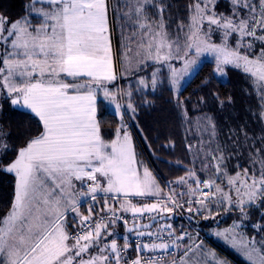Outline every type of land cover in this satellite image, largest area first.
Segmentation results:
<instances>
[{"label": "snow or ice", "instance_id": "obj_1", "mask_svg": "<svg viewBox=\"0 0 264 264\" xmlns=\"http://www.w3.org/2000/svg\"><path fill=\"white\" fill-rule=\"evenodd\" d=\"M216 2L193 0L187 22H181L172 38L162 0H128L129 11L123 16L134 27L132 35L122 36L119 61L110 38L109 0H30L26 17L9 21L0 16V91L42 125L39 134L0 168L15 176L10 210L0 217V264H226L190 233L177 234L168 222L185 204L186 211L204 220H215L221 210L239 211L240 223L234 221L211 235L246 264H264V225H252L262 234L259 239L241 231L249 209L264 201V148L250 151V163L259 161L258 171L237 165L230 175L224 149L217 145L205 154L211 161L201 162L207 179L188 169L161 187L138 158L123 119L110 141L102 138L97 119L100 94L114 105L116 115L130 112L135 117L133 92L149 84L155 91L162 69L182 107V81L198 74L202 57H212L218 76L226 75V67L245 73L258 90L264 121V0H229L228 13L217 12ZM149 5L158 18L150 17ZM217 33L219 42L213 40ZM147 67H153L151 79L140 77L138 88H109L121 76H134ZM204 121L214 138L212 117L205 115ZM260 141L264 145V136ZM177 186L187 191L178 193ZM83 204H88L87 214ZM69 219L75 232L68 228ZM119 221L126 233L122 246L111 230ZM128 233L138 238L135 258H126Z\"/></svg>", "mask_w": 264, "mask_h": 264}, {"label": "trees", "instance_id": "obj_2", "mask_svg": "<svg viewBox=\"0 0 264 264\" xmlns=\"http://www.w3.org/2000/svg\"><path fill=\"white\" fill-rule=\"evenodd\" d=\"M29 2L30 0H0V15L9 20L25 17L27 16L26 6L29 5ZM112 2L113 0L110 1V4ZM162 2L166 6L163 19L169 30L179 26L182 21L187 22L189 5L193 3V0H162ZM115 41L118 43L117 38H115ZM214 68L215 62L213 61H206L199 67L198 74H195L180 91L179 99L182 105L196 107L197 104L201 103V98H203L202 102L211 105L242 99L243 89L247 85L249 86V82L241 78V73L234 68L227 67L229 78L223 80L216 76ZM152 71L153 67L143 68L140 72L131 76V79L119 81L114 85V88H138L137 81L139 78L143 76L146 80H150ZM162 71L166 76L167 70L162 69ZM164 76L160 78L161 82L155 91H152L151 88H141L138 92H133L131 99L137 109L136 115L132 117L129 112L130 116L126 118L135 135V149L138 158L148 161L162 187L166 183L184 176L192 166V157L188 147L191 142L189 131L184 117L181 115V107L177 106L176 96L169 88ZM206 80L207 83H204ZM0 109V130L3 132L0 139V158H2L3 164H0V168H3L15 158L17 149L24 146L31 137L39 134L42 125L39 124V120L34 114L13 107L8 99L0 105ZM97 117L102 138L107 141L112 140L116 128L120 125L118 116L110 111L103 100H99L97 103ZM169 141H171V145H169ZM5 144L7 149L4 148ZM165 145L169 146L166 147ZM177 161L181 163L178 164ZM14 188V174L0 170V217L5 216L10 210L14 199ZM178 188L177 192L179 193ZM184 199L187 200V196ZM102 204L103 199L97 205L96 212H99ZM260 205V207L252 206L249 209V219L243 221L242 226L243 231L250 236L256 235L257 238H260L262 234L257 233L252 225H264V215H262L264 214V201H260ZM186 207L187 204L182 210L187 214L191 224L202 233L207 234L213 227L214 221L204 220L200 215L189 213L185 210ZM87 209L88 204H83L81 210L84 214H87ZM234 212L235 214L224 216L217 222V225L220 227L229 226L234 221H239L241 214L235 210ZM175 213L177 212L175 211L173 214ZM70 221L69 230L73 232L75 227H73L71 219ZM168 222L173 225L175 231L187 228L186 221L179 215ZM111 230L117 234V239L119 235L125 233L124 225L118 222L115 228ZM108 239L110 240V237ZM202 241L210 244L219 254L226 255L227 260L232 264H246L211 237H205ZM120 242L123 243L124 241L120 240ZM128 254L129 256L137 254L134 246L128 249Z\"/></svg>", "mask_w": 264, "mask_h": 264}, {"label": "rangeland", "instance_id": "obj_3", "mask_svg": "<svg viewBox=\"0 0 264 264\" xmlns=\"http://www.w3.org/2000/svg\"><path fill=\"white\" fill-rule=\"evenodd\" d=\"M253 2H258V0H253ZM127 3H128V0H113L112 4H109L110 5L109 21H110V14H111L112 16H114L116 28L118 31L117 38H118L119 56L121 53L122 36L128 37L132 35V28L134 27V23H129L127 21V18L123 16L124 13L129 11L128 7L125 6ZM230 8H231V5L229 3V0H217L216 2L217 12L228 13L230 12ZM149 15L150 17L158 18L157 10L154 8H151L150 5H149ZM122 18L123 20H121ZM9 21H15V20H9ZM111 25L113 26L112 23ZM122 25L124 26L121 27ZM205 27L207 26L205 25ZM168 31L171 37L175 38L178 32V26H175L173 30L168 29ZM134 39H138V36L134 37ZM213 40L215 42H219L220 36L218 33L213 35ZM232 42L233 44L235 43V37L232 38ZM131 46L135 48V43H133ZM206 61L214 62L212 57H202L199 63V67ZM236 70L241 73V78L249 82V86L247 85L243 89V92L241 94V97H242L241 100L229 101L227 103L220 102L218 103V105L217 104L211 105V104H206V102H201L197 104L196 107L182 105V107L180 108L181 112H184L187 114L186 118L184 116L183 117L186 122L187 129L189 131V136L191 138L190 145L192 146V148L190 150V153L192 157V166L190 167V169H194L197 175L201 179L208 178V172L201 170L202 169L201 162L211 161L212 159L211 156L205 155V154L215 150L217 148V145H220L224 149V154L226 156V163L228 166V172L230 175L235 174L237 170V167H236L237 165L250 168V170H253V171H258L260 167L259 161H257V163L253 166L249 160L250 151L256 152L258 149L264 148V145H262L260 141V138L264 136V121L260 119V115H259L260 99L258 95V90L254 88L251 82L249 81V79L246 78L245 73H243L242 71L238 69ZM119 71L120 70H117V72ZM225 71H226V75L224 76L216 75V76L223 80H228L229 75L227 73V67ZM192 77L186 78L184 81H182L183 87L191 80ZM129 79H131V76H128V77L121 76L117 81H114V82H116L117 84L121 80H129ZM148 88H151L150 84ZM6 99L10 100V98L7 97L6 93L0 91V105ZM100 99H103L105 102H107L110 105V107L112 106L111 107L112 111L115 113L114 105L110 104L108 100H105L102 94H101ZM13 107L21 109V110L29 111L26 109H22L18 106H13ZM124 108L126 109L125 106ZM205 115L212 117V120L216 125V135L214 138L212 136L211 127L207 125L206 121H204ZM117 116L120 122L124 118V116H119V115ZM127 116L129 117L128 114L125 115L126 118ZM123 121L126 127L128 128L129 133L132 136L133 146L135 149L136 139H135L133 130L131 128V125L128 124V121H126L125 118ZM245 133L247 134L248 139H245ZM2 135H3V132L0 130V139ZM257 155H259L258 152H257ZM140 160L144 161L149 167V169L154 173V171L150 167L147 160L145 159H140ZM217 183H220V180H217ZM77 184H79V182H77ZM177 187H179L178 191L180 192L187 191V189L182 186H177ZM225 191H227L226 183H225ZM133 199L135 200V198ZM213 207H215V205H213ZM238 213L240 214L239 211ZM228 214H235V212L234 211L225 212L221 210L220 214L216 216L215 220L209 219L210 221L213 220L214 223L212 224L213 227L211 228V230H209V232H207V234L202 233L194 225L193 226L204 237H211L218 244L223 246L225 249L231 251L237 258L241 259L242 261L246 263L245 259L241 255H239L235 250L225 245L221 240H219L215 236L211 235L213 231L227 229L233 225L232 224L229 226H222V227L217 225V222ZM71 216L74 218L75 213H71ZM240 222H241L240 220L237 221V223H240ZM241 231H243V227L241 228ZM194 240H197V242L202 243L205 249L214 251L217 257L220 258L221 260H224L226 264H232L229 260H227V258L225 257L226 255L224 256L222 254H219L215 250V248H212V246H210V244L205 243L204 241L199 240V239H194Z\"/></svg>", "mask_w": 264, "mask_h": 264}, {"label": "built area", "instance_id": "obj_4", "mask_svg": "<svg viewBox=\"0 0 264 264\" xmlns=\"http://www.w3.org/2000/svg\"><path fill=\"white\" fill-rule=\"evenodd\" d=\"M204 191H207V189H204ZM176 212L186 221V225H187L186 229L179 230L178 232H176L177 234H180L181 232H187V233L191 234L193 239H199V240H204L205 239V237L193 226V224H191L190 219L187 217V215L185 214V212L182 209H177ZM122 215H124V214H122ZM127 218L129 220V222L131 223V215L130 214L127 215ZM118 223H121V224L124 225V223L122 221H119ZM75 231H76V228L74 229L73 232H75ZM125 234L126 233L121 234L118 237V239H119L118 244H120L121 246L123 245V243H121L120 240L124 241ZM127 235H128V241H129V248H132L133 246L135 247L138 238L132 233L131 234H127ZM147 239H148L147 237L143 238L144 241H147ZM145 255H149V254L146 253ZM135 256H129L128 251H127V257L126 258H135Z\"/></svg>", "mask_w": 264, "mask_h": 264}, {"label": "crops", "instance_id": "obj_5", "mask_svg": "<svg viewBox=\"0 0 264 264\" xmlns=\"http://www.w3.org/2000/svg\"><path fill=\"white\" fill-rule=\"evenodd\" d=\"M110 1H112V0H109V4H110ZM110 12V11H109ZM26 17V16H25ZM121 20H123V18L121 19ZM35 22V21H34ZM113 22V26L111 25V23ZM115 27V28H114ZM122 27V26H121ZM110 29H111V41H112V45H113V49H114V52H115V54H116V59H117V61H119V47H118V43H116V41H115V38H117V34H118V31H117V28H116V24H115V19H114V16H112L111 17V14H110ZM124 30V29H123ZM116 37H115V36ZM118 39V38H117ZM118 42V41H117ZM116 69L117 70H120V65H119V63H117V65H116ZM116 84V82H113V84L112 85H109V88H114V85ZM100 97H101V94L98 96V98H97V103H98V101L99 100H103V99H100ZM128 97H124V100H123V107L125 106L126 107V105H127V102H128ZM104 101V100H103ZM105 102V101H104ZM107 105H108V107H109V109H110V111L111 112H113L112 111V106L110 107V105L107 103V102H105ZM28 112H30V111H28ZM114 113V112H113ZM131 114V113H130ZM129 115V114H128ZM130 116V115H129ZM124 118H125V120L127 121V119H126V117H125V115H124ZM124 118H123V120H124ZM97 119H98V117H97ZM121 123V122H120ZM129 124V123H128ZM114 138H115V136H114ZM113 138V139H114ZM156 176V175H155ZM158 180V179H157ZM68 216L69 217H72L71 216V213H69L68 214ZM73 218V217H72ZM70 219H69V222H68V228L70 229ZM114 232V231H113ZM111 239H112V237H110ZM119 240V239H118ZM117 240V241H118Z\"/></svg>", "mask_w": 264, "mask_h": 264}, {"label": "water", "instance_id": "obj_6", "mask_svg": "<svg viewBox=\"0 0 264 264\" xmlns=\"http://www.w3.org/2000/svg\"><path fill=\"white\" fill-rule=\"evenodd\" d=\"M175 216H178V215H174V214H172V218H174ZM171 218V219H172ZM149 221H146V222H144V223H148ZM125 227V226H124ZM128 234H131V233H128Z\"/></svg>", "mask_w": 264, "mask_h": 264}]
</instances>
